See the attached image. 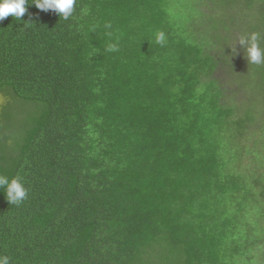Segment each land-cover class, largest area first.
Listing matches in <instances>:
<instances>
[{"label": "trees", "instance_id": "trees-1", "mask_svg": "<svg viewBox=\"0 0 264 264\" xmlns=\"http://www.w3.org/2000/svg\"><path fill=\"white\" fill-rule=\"evenodd\" d=\"M27 2L0 21V175L28 192L0 188V256L264 264V64L239 43L264 48V0Z\"/></svg>", "mask_w": 264, "mask_h": 264}, {"label": "clouds", "instance_id": "clouds-1", "mask_svg": "<svg viewBox=\"0 0 264 264\" xmlns=\"http://www.w3.org/2000/svg\"><path fill=\"white\" fill-rule=\"evenodd\" d=\"M27 0H0V21L8 16L20 19L27 11ZM32 4L41 11H53L59 17L68 19L74 12L76 0H33ZM260 39L259 33H251L247 37H241L239 43L245 47V55L248 63L260 65L264 64V48H261L257 41ZM156 42L163 45L165 35L160 32L156 36ZM115 44L109 46V51H115ZM0 188L3 189L5 198L10 204L20 205L28 195L27 189L21 179L14 177L9 179L0 175ZM0 264H9L7 256H0Z\"/></svg>", "mask_w": 264, "mask_h": 264}, {"label": "rangeland", "instance_id": "rangeland-1", "mask_svg": "<svg viewBox=\"0 0 264 264\" xmlns=\"http://www.w3.org/2000/svg\"><path fill=\"white\" fill-rule=\"evenodd\" d=\"M0 101H1V99H0Z\"/></svg>", "mask_w": 264, "mask_h": 264}]
</instances>
